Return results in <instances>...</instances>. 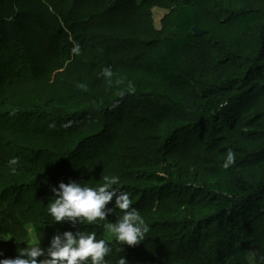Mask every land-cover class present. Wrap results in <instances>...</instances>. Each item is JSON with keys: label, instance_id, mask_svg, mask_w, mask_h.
<instances>
[{"label": "trees", "instance_id": "16d2710c", "mask_svg": "<svg viewBox=\"0 0 264 264\" xmlns=\"http://www.w3.org/2000/svg\"><path fill=\"white\" fill-rule=\"evenodd\" d=\"M15 1L19 13L4 12L0 16V47L11 42L7 21L34 16L43 27L49 12L42 0ZM120 1L105 0V9L114 11L116 8L110 6L118 7ZM173 2L177 13L172 37L160 43L153 41L154 20L140 13L126 25L114 23L97 30L121 40L126 49L92 48L94 62H88L81 46L74 52L69 66L77 78L79 96L75 102L81 111L71 116L76 118L67 119L70 124L54 126L48 132L34 124L35 135H42L47 145L31 152V168L37 172V188L32 195L36 204L43 205L37 211L42 209L40 215L52 219L46 209L53 196L51 188L72 180L84 162L98 161L93 170L96 187L103 183L104 176L118 175L116 169L123 156L136 155L139 161L152 163L166 159L183 166L190 156L184 149L194 145L219 154L212 172L217 183L207 188L210 197H203L208 192L201 188H196L192 196L196 202L205 199L212 214L189 226L179 239H173L170 228L150 227L145 239L137 244L148 253L136 264H253L247 259L249 254L254 264H264V31L252 34L263 17L259 11L236 13V28L231 29L224 27L226 19L215 16L209 3ZM198 10L215 27L213 30L200 26ZM194 28L207 33L196 37ZM208 35L233 45L244 55L245 63L233 69L229 61L218 58ZM32 38L45 43L44 38ZM50 40L52 37H48ZM53 43L54 52L59 42ZM194 53L200 59L197 67L190 63ZM122 71L141 72L149 79L121 82ZM77 121L78 126L71 125ZM102 148L109 150L100 155ZM229 151L235 160L225 169ZM162 187L154 206L164 214H175L182 205L168 194L176 192L177 186L167 183ZM1 197L7 199L4 193ZM17 201L20 203L15 198ZM150 206L144 204L143 208ZM120 215L115 209L108 218L116 221ZM78 227L95 231L97 239L106 235L99 225L85 222ZM189 230H193V238ZM213 232L222 236L218 244L214 242L217 251L227 249L223 241L231 234L234 258L207 253L208 242L202 236ZM4 244L1 254L4 250L11 253L13 244ZM111 249L105 258L107 264H119L122 258L126 264L136 261L134 255L116 245Z\"/></svg>", "mask_w": 264, "mask_h": 264}, {"label": "rangeland", "instance_id": "374dc122", "mask_svg": "<svg viewBox=\"0 0 264 264\" xmlns=\"http://www.w3.org/2000/svg\"><path fill=\"white\" fill-rule=\"evenodd\" d=\"M199 1L211 4L213 14L226 19L223 25L231 29L236 28L234 14L259 11L263 20L252 34L264 31V0ZM15 2L0 0V16L4 12L18 14ZM42 2L49 7L44 26L40 27L34 16L28 18L22 15L15 22L7 21L11 42L8 46L0 47V259L14 258L18 254L17 249L26 247L27 244L39 243L42 247H47L55 230H70V225H55L52 219L46 220L40 215L42 209L37 211L43 205L36 204L32 195V191L37 188V172L31 168L30 159L32 151L47 148L42 135H35L34 124H39L48 132L54 126L62 128L67 123L70 124L67 119L81 111L75 102L79 96L77 78L69 66L76 49L81 46L85 50L88 62H94L90 53L92 48L126 49L121 40L99 34L97 30L114 23L126 25L140 13L153 18L156 33L152 40L156 43L172 37L175 29L177 6L173 0H121L118 7L114 4L115 7L110 6L116 8L114 11L109 7L105 9V0ZM198 18L204 30L211 31L215 28L200 10ZM33 36L44 38L45 43L34 42ZM48 37H52V41H48ZM207 38L215 45L218 58L229 61L233 69L240 68L245 63L244 55L233 45L213 35H208ZM53 41L59 42V48L54 52L56 45ZM31 53L36 54L37 59ZM199 62L198 54L194 53L190 57V63L197 67ZM119 78L121 82L134 83L146 81L149 76L141 72L122 71ZM79 123L77 121L71 125L78 126ZM108 150L109 148H102L100 155ZM184 150L190 156L183 166L166 159L158 161L159 163L142 162L136 155H127L123 156L116 169L118 175H111L120 178L116 187L130 194L132 206L140 211L149 228H170L173 239L186 235L189 226L212 214L205 199L196 202L192 196L196 188H201L208 192L203 197H210L207 188L217 183L212 172L215 156L219 154L194 145ZM12 160L16 163H11ZM97 165V160L84 162L72 180L93 187V170ZM167 183L177 186L176 192L168 194L169 198L182 205L175 214H164L154 206L159 199L158 190H162V186ZM2 193L7 196L6 200L2 199ZM15 198L20 203H16ZM52 199L54 198L50 197ZM149 203L152 206L144 210L143 205ZM115 222L108 218L94 224L106 231L105 237L99 239L108 240L110 246L116 245L126 254L134 255L136 261L133 264H136L148 250L139 245L123 246L116 241L108 228L110 223ZM40 229L47 233L43 234ZM189 231V237H194L193 230ZM232 232L234 231L231 230ZM221 237L216 232L202 236L208 242L207 253L234 258V239L231 234L223 241L226 242L227 249H213L214 242L218 244ZM4 243L13 244L11 253L4 250L1 254ZM247 259L254 264L251 254Z\"/></svg>", "mask_w": 264, "mask_h": 264}, {"label": "clouds", "instance_id": "9594fccd", "mask_svg": "<svg viewBox=\"0 0 264 264\" xmlns=\"http://www.w3.org/2000/svg\"><path fill=\"white\" fill-rule=\"evenodd\" d=\"M234 160L233 152L229 151L223 167L227 169ZM119 183L118 176H104L103 183L96 187L75 180L53 186L54 199L48 204L47 213L55 225L68 224L70 230L57 229L47 247L39 243L27 244L17 249L14 258L0 259V264H107L105 258L112 251L109 241L97 239L95 231L81 230L78 225L105 221L115 209H119L122 215L108 228L116 241L123 246L142 242L149 226L140 211L132 206L130 194L116 187ZM109 204L112 207H108ZM119 264H126V260L122 258Z\"/></svg>", "mask_w": 264, "mask_h": 264}, {"label": "water", "instance_id": "95a60500", "mask_svg": "<svg viewBox=\"0 0 264 264\" xmlns=\"http://www.w3.org/2000/svg\"><path fill=\"white\" fill-rule=\"evenodd\" d=\"M207 32L206 31H204V30H201V29H199V28H194V35L196 36V37H201V36H203L204 34H206Z\"/></svg>", "mask_w": 264, "mask_h": 264}]
</instances>
